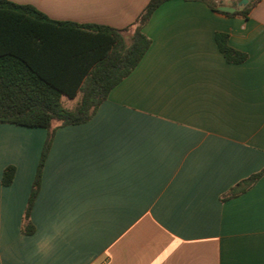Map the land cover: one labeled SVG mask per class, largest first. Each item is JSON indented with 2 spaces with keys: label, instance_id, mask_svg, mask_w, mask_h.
<instances>
[{
  "label": "crops",
  "instance_id": "0c3cea01",
  "mask_svg": "<svg viewBox=\"0 0 264 264\" xmlns=\"http://www.w3.org/2000/svg\"><path fill=\"white\" fill-rule=\"evenodd\" d=\"M10 1L118 29L149 2ZM143 32L150 48L93 118L56 130L31 235L21 224L47 130L0 124V264H264V176L220 199L264 168V0L247 16L170 0ZM218 32L244 63L226 61Z\"/></svg>",
  "mask_w": 264,
  "mask_h": 264
},
{
  "label": "trees",
  "instance_id": "16d2710c",
  "mask_svg": "<svg viewBox=\"0 0 264 264\" xmlns=\"http://www.w3.org/2000/svg\"><path fill=\"white\" fill-rule=\"evenodd\" d=\"M167 1L149 0L131 25L118 29L53 20L31 4L0 0V124L47 130L22 219L23 234L36 230L31 213L56 130L89 122L111 90L131 74L152 43L143 29ZM196 1L227 16H247L261 0H250L234 12L221 11L212 0ZM215 40L228 63L248 59L230 46L227 33H216ZM15 172L13 165L5 168L4 186L13 183ZM263 176L264 168L236 183L221 195V201L242 195Z\"/></svg>",
  "mask_w": 264,
  "mask_h": 264
},
{
  "label": "water",
  "instance_id": "95a60500",
  "mask_svg": "<svg viewBox=\"0 0 264 264\" xmlns=\"http://www.w3.org/2000/svg\"><path fill=\"white\" fill-rule=\"evenodd\" d=\"M250 0H241L239 3H238V6H245L248 4ZM219 9L221 11H224V12H234L236 10L235 7H231V6H220Z\"/></svg>",
  "mask_w": 264,
  "mask_h": 264
},
{
  "label": "rangeland",
  "instance_id": "374dc122",
  "mask_svg": "<svg viewBox=\"0 0 264 264\" xmlns=\"http://www.w3.org/2000/svg\"><path fill=\"white\" fill-rule=\"evenodd\" d=\"M213 2H215L216 4L221 5L223 2H225L226 0H212ZM230 2H237V4L241 1V0H229ZM66 103L68 104L69 102L66 101Z\"/></svg>",
  "mask_w": 264,
  "mask_h": 264
},
{
  "label": "built area",
  "instance_id": "2783aa9c",
  "mask_svg": "<svg viewBox=\"0 0 264 264\" xmlns=\"http://www.w3.org/2000/svg\"><path fill=\"white\" fill-rule=\"evenodd\" d=\"M91 264H100V263H98V262H96V261H93Z\"/></svg>",
  "mask_w": 264,
  "mask_h": 264
}]
</instances>
